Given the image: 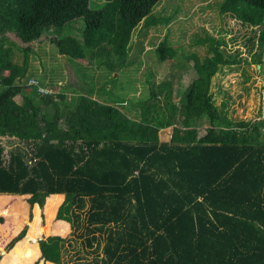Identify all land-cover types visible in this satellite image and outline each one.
Returning <instances> with one entry per match:
<instances>
[{
  "label": "trees",
  "instance_id": "trees-1",
  "mask_svg": "<svg viewBox=\"0 0 264 264\" xmlns=\"http://www.w3.org/2000/svg\"><path fill=\"white\" fill-rule=\"evenodd\" d=\"M95 1L0 0V264H64L66 233L52 227L62 220L81 231L92 255L77 264H264V116L235 118L228 98L216 104L209 89L222 66L243 61L239 50L202 40L203 58L193 57L177 99L167 78L128 96L133 84L120 85L118 73L132 64L134 33L147 35L167 19L152 16L160 0H103L93 8ZM217 8L257 29L245 44L250 52L256 41L251 62L264 65V0H220ZM76 18L84 28L72 58L102 57L107 77L69 98L63 89L22 92L30 44L19 45L21 60L13 62L8 32L29 42ZM172 44L169 33L156 44L158 62L177 55ZM169 125V139L160 140L158 130ZM55 193L64 194L57 216L62 196ZM28 196L44 205L43 225L36 205L25 220ZM25 223V235L21 229L5 252ZM43 233L53 234L39 249L25 244Z\"/></svg>",
  "mask_w": 264,
  "mask_h": 264
},
{
  "label": "rangeland",
  "instance_id": "rangeland-1",
  "mask_svg": "<svg viewBox=\"0 0 264 264\" xmlns=\"http://www.w3.org/2000/svg\"><path fill=\"white\" fill-rule=\"evenodd\" d=\"M219 1L160 0L152 10V16L157 21L167 20L150 26L141 49L136 46L135 41L142 39L143 36L136 37L138 31L134 33V49L129 55L132 64H128L123 69L124 71L121 70L118 73L119 84L125 86V88H127V85L129 87L133 84V89H130V92L134 90L132 94L138 96L141 92H146L149 83L154 84L167 78L172 82L173 97L177 99L180 92L179 82L186 83L190 80L194 72V58L197 57L198 60H201L205 53V47L196 44L205 39L210 40V37H213L223 43L221 47L224 46V49H227L228 52L233 53L235 50H239V56L243 58V61L239 64H234L235 69L222 66L211 77L209 89L212 92L214 103L218 104L221 99L228 98L227 113L229 115L235 118L263 117L264 65L251 62V56L258 51L256 41L250 52L247 44H245L246 37H250L254 33H256L255 37L257 36V29L256 32H253L255 27L244 26L238 19L229 14H219L217 8ZM102 4L103 0H97L91 3L90 6L99 8ZM83 28V19L76 18L70 22L67 21L58 28L45 30L37 39L29 42H22L14 34L8 32L9 38L14 43L9 41L5 42V45L10 49V59L13 62L19 63L21 60L22 51L19 49V45L26 46L30 44L28 52L29 66L26 73L29 76L26 75L27 79L24 81L22 92L27 93L31 87L37 88L41 81L50 84L53 92L63 89L68 97H72L74 96L72 91L87 90L89 86L97 87L100 85L108 75V68L104 64H99L103 60L102 57H95V55L90 57L88 52V54H84L83 58H72L74 55H72V52H75V47L82 40ZM166 32L169 33V39H171L177 55L164 61V63H160L155 54V46L164 38ZM63 47L66 51L61 54L60 49H63ZM77 52L79 53V51ZM29 81H32V84H29ZM126 82H128L127 85ZM118 87V85L113 86L112 91L117 93ZM36 88L32 89L40 94ZM119 88L121 89V87ZM68 90L71 91V94L68 93ZM92 96H95V94ZM13 99L17 103L20 102L18 95H15ZM120 106L122 107V105ZM171 132V125L159 129V139H169ZM200 132H203V129ZM29 197L23 199L27 203L24 211L25 220H32L33 206L36 205L39 225H43L46 221L44 205L39 207ZM57 214L58 207H56V216ZM1 218L3 219V216ZM65 222L62 220L56 225L50 224L53 230H63L66 233L65 235L60 234L61 237H66L68 240V243L64 244L66 248L65 253H63L64 264H77L91 260V253L86 252L89 250L83 246L80 238L77 237L81 231L72 232L70 224L68 223V229ZM28 227V224L25 223L15 235L10 236L3 249L5 251L10 250L19 241L17 240L11 247H8L12 238L16 237L21 229H24L25 235ZM31 227L33 228L34 224H31ZM52 234L46 235L43 233L39 234L40 236L36 234L27 237L25 244L34 245L36 243L39 249L38 241L42 238L44 240ZM2 256L3 254L0 255V260ZM78 256L84 258L78 259ZM39 261H33L30 264H38Z\"/></svg>",
  "mask_w": 264,
  "mask_h": 264
},
{
  "label": "crops",
  "instance_id": "crops-1",
  "mask_svg": "<svg viewBox=\"0 0 264 264\" xmlns=\"http://www.w3.org/2000/svg\"><path fill=\"white\" fill-rule=\"evenodd\" d=\"M167 33V32H166ZM146 35H144L143 37H142V39H137L138 41H136V42H138L139 43V49H140V47H142L143 46V40H144V37H145ZM166 60H170V59H166ZM165 60V61H166ZM164 63V62H163ZM160 81V80H159ZM158 82V81H157ZM45 83V82H44ZM46 85H48L47 83H46ZM121 89L119 88V89H117V91H118V93H119V91H120ZM130 89H128V96H130L129 94H132L133 93V91L132 92H130ZM68 93H70L71 94V91L70 90H68ZM113 95V94H112ZM19 96V95H18ZM114 96V95H113ZM20 97V96H19ZM69 98V97H68ZM110 102H112V101H110ZM116 105H118V103L116 104ZM161 128H167V126L166 127H161ZM160 128V129H161ZM167 140V139H166ZM55 194H60L61 196H62V199H61V201L59 202V204L56 206V207H58L61 203H62V201H63V199H64V194L63 193H55ZM45 203V202H44ZM61 220V219H60ZM64 222H65V220H63ZM66 224H67V226H68V229H69V224H68V222L66 221L65 222ZM58 264V263H57Z\"/></svg>",
  "mask_w": 264,
  "mask_h": 264
},
{
  "label": "built area",
  "instance_id": "built-area-1",
  "mask_svg": "<svg viewBox=\"0 0 264 264\" xmlns=\"http://www.w3.org/2000/svg\"><path fill=\"white\" fill-rule=\"evenodd\" d=\"M29 84H32V81H29ZM34 84V83H33ZM20 85V84H19ZM37 90L40 93H54L53 89L49 85H38Z\"/></svg>",
  "mask_w": 264,
  "mask_h": 264
},
{
  "label": "water",
  "instance_id": "water-1",
  "mask_svg": "<svg viewBox=\"0 0 264 264\" xmlns=\"http://www.w3.org/2000/svg\"><path fill=\"white\" fill-rule=\"evenodd\" d=\"M29 199H30L31 201H33V198H32L31 196L29 197ZM4 251H5V250H4ZM5 252H6V251H5Z\"/></svg>",
  "mask_w": 264,
  "mask_h": 264
},
{
  "label": "clouds",
  "instance_id": "clouds-1",
  "mask_svg": "<svg viewBox=\"0 0 264 264\" xmlns=\"http://www.w3.org/2000/svg\"><path fill=\"white\" fill-rule=\"evenodd\" d=\"M22 85V84H21ZM44 86V85H43ZM50 86V85H49Z\"/></svg>",
  "mask_w": 264,
  "mask_h": 264
}]
</instances>
